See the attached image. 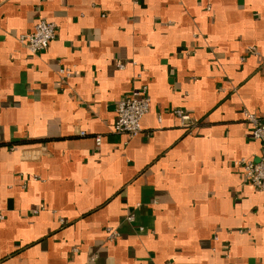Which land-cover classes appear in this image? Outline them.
<instances>
[{
	"label": "crops",
	"instance_id": "0c3cea01",
	"mask_svg": "<svg viewBox=\"0 0 264 264\" xmlns=\"http://www.w3.org/2000/svg\"><path fill=\"white\" fill-rule=\"evenodd\" d=\"M143 87L141 132L114 133ZM244 110L264 112V0H0V264H264Z\"/></svg>",
	"mask_w": 264,
	"mask_h": 264
},
{
	"label": "built area",
	"instance_id": "2783aa9c",
	"mask_svg": "<svg viewBox=\"0 0 264 264\" xmlns=\"http://www.w3.org/2000/svg\"><path fill=\"white\" fill-rule=\"evenodd\" d=\"M55 37V24L46 20H39L33 27L30 33L23 34L19 37V41L26 47V49L36 54L44 51L50 41ZM252 51L255 48L252 47ZM118 67L123 68L124 65L120 61L117 62ZM60 74L68 77L71 70L68 68H61ZM150 106V97L147 94L146 87L138 90H132L130 93L122 97L115 107V120L113 122L112 130L116 134H123L128 137L138 135L141 130L142 118L148 113ZM174 116L178 119L181 127L191 130L194 128L196 121L192 120L191 116L184 110L178 108L172 111ZM244 119L251 125V136L255 140L261 142L263 152L257 162L247 159L235 161L243 170V175L248 184L252 185L258 191L264 190V112L257 115L250 111H243ZM83 135L84 132H81ZM97 144H100V136L95 137ZM2 216L0 215V219ZM133 219V215L128 217ZM108 238L113 241L118 237V233L111 228L106 229ZM173 264V263H166Z\"/></svg>",
	"mask_w": 264,
	"mask_h": 264
}]
</instances>
